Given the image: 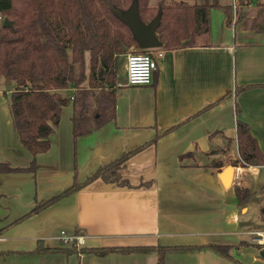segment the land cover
<instances>
[{
  "label": "crops",
  "instance_id": "0c3cea01",
  "mask_svg": "<svg viewBox=\"0 0 264 264\" xmlns=\"http://www.w3.org/2000/svg\"><path fill=\"white\" fill-rule=\"evenodd\" d=\"M209 1L231 6L236 20L213 7L210 33L195 46L159 48L148 85H127L122 55L113 120L75 139L73 106H64L35 172L0 173V264H158L155 250L40 251L72 249L63 231L84 236L80 249L200 247L170 251L166 264H264L256 233L264 230L250 222L258 211L264 223V166L238 162L236 133L238 121L248 124L264 153V21L251 26L264 0ZM89 62L86 53L87 72ZM13 88L0 77V163L27 168L32 155L9 108ZM112 167L130 187L102 179ZM236 187L254 192L249 203L238 204ZM218 244L230 245L234 260L209 248Z\"/></svg>",
  "mask_w": 264,
  "mask_h": 264
},
{
  "label": "trees",
  "instance_id": "16d2710c",
  "mask_svg": "<svg viewBox=\"0 0 264 264\" xmlns=\"http://www.w3.org/2000/svg\"><path fill=\"white\" fill-rule=\"evenodd\" d=\"M136 2L144 23L161 12L156 32L164 50L195 46L199 36L209 34L213 7L221 8L228 21L233 15L231 6L209 0L193 4L187 0ZM132 3L133 0H0V15L11 22L10 26L0 27V77H9L14 84L9 95L13 126L32 155L29 167L13 168L0 163V173L35 172L36 157L49 150L50 136L60 122L64 106H73L71 120L75 139L115 118L119 57L133 46L140 51L130 27L116 14V10L127 11ZM259 20L264 21V5L258 17L252 20V28L258 29ZM86 53L90 56L89 72ZM236 133L238 162L242 166H264V153L249 125L238 121ZM102 179L130 187L122 179L119 167L103 173ZM75 184L60 196L71 191ZM235 192L239 205L249 203L254 195L245 187H236ZM260 211L264 214V207ZM197 248L200 247L43 248L40 251L104 256L155 250L158 264H166L168 252ZM209 248L234 260L230 245H210Z\"/></svg>",
  "mask_w": 264,
  "mask_h": 264
},
{
  "label": "built area",
  "instance_id": "2783aa9c",
  "mask_svg": "<svg viewBox=\"0 0 264 264\" xmlns=\"http://www.w3.org/2000/svg\"><path fill=\"white\" fill-rule=\"evenodd\" d=\"M162 56L159 48L137 50L126 54V81L129 86L148 85L152 82L154 71L157 69V59ZM263 237L264 231L256 232ZM61 242L72 248L80 249L84 243V236L68 235L64 231L60 236Z\"/></svg>",
  "mask_w": 264,
  "mask_h": 264
},
{
  "label": "water",
  "instance_id": "95a60500",
  "mask_svg": "<svg viewBox=\"0 0 264 264\" xmlns=\"http://www.w3.org/2000/svg\"><path fill=\"white\" fill-rule=\"evenodd\" d=\"M116 14L120 19L128 24L140 50L160 48L162 46L156 32L160 21V11L155 19H153L149 23H144L139 17L137 2L136 0H133L132 5L127 11L121 12L119 10H116ZM10 25L11 22L9 21V19L5 18L3 20L2 26L7 27ZM5 84L7 86H10L12 84V81L9 77L5 78ZM231 173L232 167H228L223 176V180L226 185H228L229 183Z\"/></svg>",
  "mask_w": 264,
  "mask_h": 264
},
{
  "label": "rangeland",
  "instance_id": "374dc122",
  "mask_svg": "<svg viewBox=\"0 0 264 264\" xmlns=\"http://www.w3.org/2000/svg\"><path fill=\"white\" fill-rule=\"evenodd\" d=\"M232 1H233V0H221V2H223V3H225V4H231V5L233 4ZM199 2H204V0H199ZM232 10H233V8H232ZM237 13H238V10H237ZM235 17H236V16H235ZM235 17H234V11H233L232 19H235V20H236ZM232 19H231V20H232ZM235 20H233V22H234ZM133 51H137L136 47H134V46L131 47V48L128 50L127 54H128V53H131V52H133ZM118 61H119L118 64H119V67H120L122 61H121L120 58H119ZM120 76H122V75H120ZM120 76H119V78H120ZM122 78H123V77H122ZM257 217H258V211L251 212V214H250V222H251V223H254V224H255L254 226H255L256 228H260V229L264 230V223H257Z\"/></svg>",
  "mask_w": 264,
  "mask_h": 264
}]
</instances>
